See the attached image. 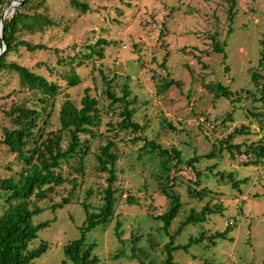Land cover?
Masks as SVG:
<instances>
[{
  "label": "rangeland",
  "instance_id": "374dc122",
  "mask_svg": "<svg viewBox=\"0 0 264 264\" xmlns=\"http://www.w3.org/2000/svg\"><path fill=\"white\" fill-rule=\"evenodd\" d=\"M88 1L90 9L83 13L72 7L69 0H49L54 16L73 19L69 29L47 27L27 37L57 48L63 55L73 54L100 38L111 42L97 66L78 68L83 82L67 90L80 103L85 88H91L102 108L101 132L109 136L106 140L110 137L115 140L120 152L115 186L124 190L117 192L113 221L97 225L86 234L87 241L97 242L94 252L101 263L166 264L169 256L166 245L171 244L177 247L172 251L171 264H264V157L257 152L249 157L244 153L248 145H264V125L255 113H250L263 107L262 101L253 102L251 95L257 99L261 95L253 72L264 74L261 62L264 0ZM233 3L235 18L230 23ZM13 11L14 8L9 14ZM215 35L224 52L214 51ZM166 56L172 75L166 69ZM10 60L66 85L65 79L52 77L47 67V64L57 65L53 50L21 48L10 54ZM58 69L61 71L63 67L60 65ZM103 75L112 81L118 95L128 87L129 100L136 97L130 106L146 131L135 134L111 127V122L119 126L122 107L110 105ZM172 78L179 84L165 85L159 91L160 84ZM218 83L228 85L235 92L243 91L242 97L234 94L229 99L218 98L208 87ZM17 86L16 75L0 76V140L3 127L11 124L6 112L28 96L18 91ZM139 134L156 138L171 155L176 148L181 152L179 169L181 175L185 174V181L177 175L176 184L169 188L178 192L180 205L167 228L159 218L171 207V199L160 190L157 178L162 173L161 162L141 153L139 147L143 141L133 140ZM227 138L233 144H241V150L221 151L220 141ZM68 141L65 138L64 147ZM210 152L215 155L190 162L195 156ZM258 157H261L258 161L248 162ZM9 161H16L15 154L0 143V176L10 173L5 168ZM194 165L201 169V175L200 181L193 183L195 189L191 194L188 182L199 178ZM63 166L66 176V164ZM219 171L227 173L222 177L224 173L219 175ZM107 175V172L88 171L70 202L56 210L48 206L68 197L72 183L66 182L53 201L42 203L44 210L33 217V223H50L39 229L30 247L37 248L45 242L48 248L33 264H63L67 259L65 245L81 236L87 218L78 195L84 198L86 190L107 186ZM127 195L135 199L134 204L127 201ZM89 201L94 205L99 203L95 193ZM205 205L210 210L203 211ZM194 211L198 218L184 225ZM227 228V234L216 235ZM186 244L189 246L183 248Z\"/></svg>",
  "mask_w": 264,
  "mask_h": 264
},
{
  "label": "trees",
  "instance_id": "16d2710c",
  "mask_svg": "<svg viewBox=\"0 0 264 264\" xmlns=\"http://www.w3.org/2000/svg\"><path fill=\"white\" fill-rule=\"evenodd\" d=\"M11 0H0V21L2 18V8ZM72 7L80 9L85 13L90 9L88 0H69ZM14 7V6H13ZM233 3L230 7L229 22L234 21ZM73 19L56 17L50 11L49 0H25L23 5L11 14L8 13L5 20V42L7 49L0 56V76L3 74H14L18 79V91L26 93L27 99L15 103L6 112L11 124L5 125L2 131L0 143L10 152L15 154L16 161H9L5 165L8 175L0 176V264H33L35 258L39 257L48 248L45 242L39 247L31 248L33 239L38 237L39 229L49 225V221L39 224L33 223V217L44 210L43 202H51L56 195L61 193L66 182L73 184L69 191V196L64 197L61 202H54L48 208L56 210L70 202L77 188L81 187L86 180L88 171L98 173L107 172V186H98L86 190L84 198L78 195L81 205L87 212V218L82 226V234L79 238L70 241L64 247L67 259L63 264L71 261L74 264H102L100 257L94 252L97 242L87 241V232L100 224H108L113 221L117 204V192H123L124 188L115 186L118 176L116 162L120 158V152L116 148L115 140L110 137L106 140L101 132L102 108L99 99L91 94V88H85L81 102L77 103L67 90L80 85L83 77L78 68L82 65L97 66V61H102L105 57L106 47L111 44L105 38L98 39L95 43H89L82 49L73 46L74 53L63 55L57 48H52L47 44L35 43L28 38V34H37L47 27L62 28L68 30ZM214 37V36H213ZM214 51L224 52L225 49L214 37ZM1 43V37H0ZM25 48L29 51L53 50L57 55V65L47 64L52 77L57 76L66 80V85L60 83L59 79H51L45 74L38 73L30 67L10 60V54ZM165 57L166 69L172 75L171 66ZM264 65V54L261 58ZM102 63V62H101ZM262 64V63H261ZM63 70H59V66ZM262 65V67H263ZM102 74L103 70L99 69ZM170 75V76H171ZM107 84L106 94L111 99L110 105L113 107L120 104L122 116L119 126L110 123L113 129L130 130L135 134L146 131V126L142 125L136 118V110L130 106L133 100H129L130 90L128 87L122 95H118L112 88V81L103 75ZM168 78V77H167ZM253 80L260 86L261 95L257 98L251 95L253 102L260 100L263 107L257 112L250 110L251 115H255L261 125H264V74L253 72ZM177 80H166L159 86V91L173 85ZM179 84V82H177ZM208 87L215 92L218 98H231L234 94H241L243 91H233L228 85L208 84ZM32 103V104H29ZM225 121V120H224ZM232 135H230L231 138ZM109 137V136H108ZM67 138L68 145L63 143ZM230 138L221 140L220 150L225 148L241 150V144H233ZM104 140V141H103ZM134 141H143L139 147L141 153L149 154L151 159H159L162 173L157 176L160 181V190L171 199V207L168 212L161 214L159 218L164 220L165 228L170 226L171 219L176 215L180 203H178V192H172V188L180 173L181 152L173 149L172 155L165 147L161 146L159 140L150 138L149 135H135ZM223 142L225 144H223ZM215 147V142L213 143ZM252 152H257L264 157V145L251 144L244 151L249 157ZM213 152L206 155L195 156L190 162L201 158L214 156ZM249 160L248 162H256ZM178 159L177 162H173ZM195 162V163H196ZM194 163V164H195ZM64 164H66L67 174L64 176ZM213 164L212 167H215ZM68 166V167H67ZM198 172L199 178L189 181L191 194L194 192V182L200 181L201 169ZM224 171H219V175ZM231 177V175H230ZM233 180V178H231ZM194 188V189H193ZM96 194L99 203L94 205L89 201L93 194ZM81 198V199H80ZM134 198L127 195V201L134 204ZM244 200V199H243ZM221 208V206H219ZM210 210L209 205L203 207V211ZM212 210V209H211ZM187 218L184 225L195 221L198 215L195 213ZM229 229L218 231L216 235H225ZM201 238H198L200 240ZM189 244L182 246L188 247ZM181 247V246H180ZM166 248L169 256L166 264L173 262L172 251L177 247L167 244Z\"/></svg>",
  "mask_w": 264,
  "mask_h": 264
},
{
  "label": "water",
  "instance_id": "95a60500",
  "mask_svg": "<svg viewBox=\"0 0 264 264\" xmlns=\"http://www.w3.org/2000/svg\"><path fill=\"white\" fill-rule=\"evenodd\" d=\"M25 0H12L9 2L3 10L2 18L0 21V37H1V43H0V56L5 52L7 49V45L5 42V20L12 8H14V13L17 12V10L23 5ZM15 6V7H13Z\"/></svg>",
  "mask_w": 264,
  "mask_h": 264
}]
</instances>
